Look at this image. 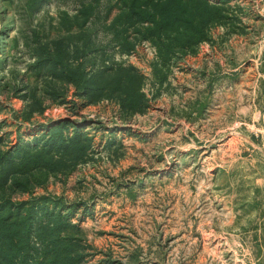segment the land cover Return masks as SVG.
<instances>
[{"label":"rangeland","instance_id":"1","mask_svg":"<svg viewBox=\"0 0 264 264\" xmlns=\"http://www.w3.org/2000/svg\"><path fill=\"white\" fill-rule=\"evenodd\" d=\"M94 1L115 3L0 0V146L58 120L93 140L74 169L18 178L28 190L8 189L11 201L74 207L82 264H264V0H210L223 1L221 22L163 65L137 30L120 54L91 25L104 11ZM87 38L96 63L138 69L142 113L105 99L82 107L72 86L33 67L57 43L73 60Z\"/></svg>","mask_w":264,"mask_h":264},{"label":"trees","instance_id":"2","mask_svg":"<svg viewBox=\"0 0 264 264\" xmlns=\"http://www.w3.org/2000/svg\"><path fill=\"white\" fill-rule=\"evenodd\" d=\"M94 2L97 8L104 6V11L91 25L109 36L120 54L132 53L134 43L128 40L129 31L137 30L138 42L148 41L155 48L159 65L196 47L203 40V31L223 19V1L115 0L113 5ZM113 10L115 15L106 23ZM83 40L81 48L74 50L73 60L57 43L52 51L41 49L33 67L72 86L82 107L105 99L116 101L121 110L130 114L142 113L147 99L141 91L142 75L138 69L112 61L96 63L90 58L94 49L87 44L89 39ZM38 127L30 141L18 137L15 144L0 146V264H82L86 254L78 238L79 225L71 221L74 207L63 211L67 207L49 196L12 202L7 194L8 189L16 187L28 190L29 180L22 183L20 177L74 169L87 160L93 140L83 126L58 120ZM3 139L0 137V145L5 144ZM31 181L40 184L35 175Z\"/></svg>","mask_w":264,"mask_h":264},{"label":"crops","instance_id":"3","mask_svg":"<svg viewBox=\"0 0 264 264\" xmlns=\"http://www.w3.org/2000/svg\"><path fill=\"white\" fill-rule=\"evenodd\" d=\"M261 145L264 147V139L262 140V143H261ZM259 150H260V152H262V153H263V157H264V149H263V150H261V149L259 148Z\"/></svg>","mask_w":264,"mask_h":264}]
</instances>
